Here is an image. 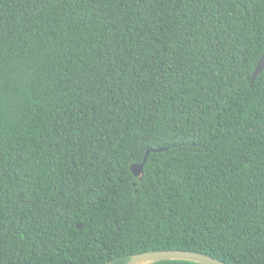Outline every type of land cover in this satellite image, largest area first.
Listing matches in <instances>:
<instances>
[{
	"label": "trees",
	"instance_id": "1",
	"mask_svg": "<svg viewBox=\"0 0 264 264\" xmlns=\"http://www.w3.org/2000/svg\"><path fill=\"white\" fill-rule=\"evenodd\" d=\"M263 52L264 0H0V264H264Z\"/></svg>",
	"mask_w": 264,
	"mask_h": 264
},
{
	"label": "water",
	"instance_id": "2",
	"mask_svg": "<svg viewBox=\"0 0 264 264\" xmlns=\"http://www.w3.org/2000/svg\"><path fill=\"white\" fill-rule=\"evenodd\" d=\"M263 68H264V52L261 54L260 58L258 59L252 71L250 81H253L254 78L261 72ZM160 150H162V148L147 149L142 162L130 166V170L133 173V175L140 178L142 173V167L148 152L160 151ZM77 226L80 227L79 224ZM161 260H187V261L197 262L200 264H228L222 260H219L205 253L190 251V250H181V249L153 250V251H145V252L133 254L123 264H154L155 262Z\"/></svg>",
	"mask_w": 264,
	"mask_h": 264
}]
</instances>
